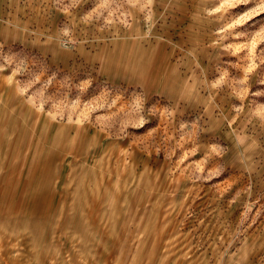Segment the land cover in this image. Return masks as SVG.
Here are the masks:
<instances>
[{"label":"rangeland","instance_id":"374dc122","mask_svg":"<svg viewBox=\"0 0 264 264\" xmlns=\"http://www.w3.org/2000/svg\"><path fill=\"white\" fill-rule=\"evenodd\" d=\"M0 264H264V0H0Z\"/></svg>","mask_w":264,"mask_h":264}]
</instances>
